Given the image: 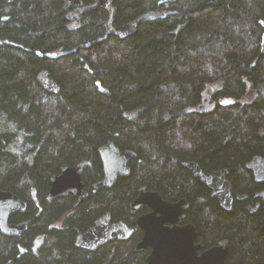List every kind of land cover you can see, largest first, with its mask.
<instances>
[{
    "label": "trees",
    "instance_id": "trees-1",
    "mask_svg": "<svg viewBox=\"0 0 264 264\" xmlns=\"http://www.w3.org/2000/svg\"><path fill=\"white\" fill-rule=\"evenodd\" d=\"M151 9L166 17L128 37L115 33ZM42 70L55 91L38 81ZM210 85L217 105L200 112ZM109 140L137 156L129 176L96 188ZM257 154L264 157V0H109L75 30L64 0H0V190L28 203L10 222L30 220L17 236L0 231V264H147L141 229L94 250L76 244L105 213L136 228L130 205L142 189L186 198L182 223L195 225L203 250L229 244L225 264H264V182L248 167ZM190 160L228 170L231 210ZM63 164L83 167L80 202L48 198ZM39 234L45 243L34 252Z\"/></svg>",
    "mask_w": 264,
    "mask_h": 264
},
{
    "label": "water",
    "instance_id": "water-1",
    "mask_svg": "<svg viewBox=\"0 0 264 264\" xmlns=\"http://www.w3.org/2000/svg\"><path fill=\"white\" fill-rule=\"evenodd\" d=\"M64 0V6L68 11L70 28L75 30L81 25L85 13L97 7H107L109 0ZM165 10L151 9L137 18L130 20L115 29V33L124 38L134 34L139 26L145 22L164 19ZM185 24H179L175 33L178 34ZM38 81L49 91H55L57 83L49 75L47 70H42L37 75ZM215 88L210 85L205 98L199 105L200 112L212 111L217 105L214 99ZM132 116L135 113L131 114ZM99 154L104 168V178L96 183L100 186L112 187L118 177L129 176L131 166L129 162L137 156L131 149L121 150L113 140L99 148ZM185 165L192 173L199 177L211 190L212 196L218 198L220 205L231 210L234 205L233 188L227 184L228 170L226 168L213 171H205L198 161H186ZM255 180L264 182V157L254 155L248 163ZM82 166L63 164L60 174L50 175L49 199L59 196H77L79 202L88 196L85 184L82 180ZM264 198V192H262ZM187 200L178 201L165 199L159 191L140 190L130 207L136 213L143 206L150 209L149 212L137 217V227H130L124 221H112L110 213L99 216L93 226L80 233L76 238V244L82 248L94 250L102 244L110 241L114 235L121 239H128L136 231L141 229L143 237L137 245V249L150 248L147 264H225L229 256L230 245L219 244L202 250V245L197 243V230L194 224H181V217L186 212ZM28 203L9 190H0V230L3 234L17 236L28 230L30 220L19 223H11V214L18 211H26ZM261 232L264 234V218ZM46 234H39L33 241L32 249L38 251L45 243Z\"/></svg>",
    "mask_w": 264,
    "mask_h": 264
},
{
    "label": "flooded vegetation",
    "instance_id": "flooded-vegetation-1",
    "mask_svg": "<svg viewBox=\"0 0 264 264\" xmlns=\"http://www.w3.org/2000/svg\"><path fill=\"white\" fill-rule=\"evenodd\" d=\"M93 1L91 0L89 3H92ZM212 191V190H211ZM182 199V198H181ZM186 199V198H185ZM187 200V199H186ZM187 203H188V201H187ZM187 205V204H186ZM143 208H148V207H146V206H143L140 210H138L137 212H136V214L139 216L140 214H144V213H147V212H149L150 211V209L148 208L146 211L145 210H143L142 211V209ZM185 208H186V206H185ZM187 210V209H186ZM16 213V212H15ZM186 213V212H185ZM12 215V214H11ZM137 216V217H138ZM183 216V215H182ZM181 220H182V217H181ZM113 221V220H112ZM181 224H187V223H182V221H181ZM1 231V230H0ZM9 236V235H8ZM202 250H203V248H202Z\"/></svg>",
    "mask_w": 264,
    "mask_h": 264
},
{
    "label": "rangeland",
    "instance_id": "rangeland-1",
    "mask_svg": "<svg viewBox=\"0 0 264 264\" xmlns=\"http://www.w3.org/2000/svg\"><path fill=\"white\" fill-rule=\"evenodd\" d=\"M244 99H245V98H244ZM246 99H247V100H250V99H251V96H250V95H248Z\"/></svg>",
    "mask_w": 264,
    "mask_h": 264
}]
</instances>
